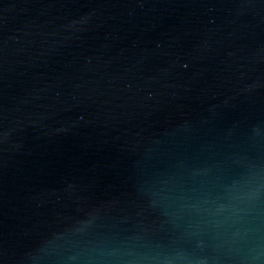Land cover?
<instances>
[{
    "label": "water",
    "instance_id": "water-1",
    "mask_svg": "<svg viewBox=\"0 0 264 264\" xmlns=\"http://www.w3.org/2000/svg\"><path fill=\"white\" fill-rule=\"evenodd\" d=\"M0 264H264V0H0Z\"/></svg>",
    "mask_w": 264,
    "mask_h": 264
}]
</instances>
